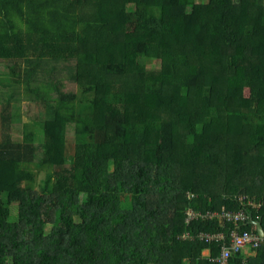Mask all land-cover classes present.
<instances>
[{"label":"trees","instance_id":"trees-1","mask_svg":"<svg viewBox=\"0 0 264 264\" xmlns=\"http://www.w3.org/2000/svg\"><path fill=\"white\" fill-rule=\"evenodd\" d=\"M0 66L43 137L0 94V264H224L217 214L264 230V0H0Z\"/></svg>","mask_w":264,"mask_h":264},{"label":"rangeland","instance_id":"rangeland-1","mask_svg":"<svg viewBox=\"0 0 264 264\" xmlns=\"http://www.w3.org/2000/svg\"><path fill=\"white\" fill-rule=\"evenodd\" d=\"M207 2L208 0H197V2ZM155 63H150L148 65L149 68H153ZM9 83V78L6 69L3 66H0V94H8V92H14L16 94V98L13 102V112L15 114L14 119V137L19 139H26L25 133H31V140H34L37 144L42 142V112L40 109L28 99L27 93L24 91L22 86L17 88H10L9 90H5L3 87L5 84ZM1 95V96H2ZM0 96V99H1ZM67 138L70 142H74V132L69 129L67 133ZM72 144V143H71ZM70 145V144H69ZM73 145V144H72ZM71 146V145H70ZM112 168V166H111ZM44 175L41 176V178ZM52 226L48 227V231H50ZM206 254V253H205Z\"/></svg>","mask_w":264,"mask_h":264},{"label":"built area","instance_id":"built-area-1","mask_svg":"<svg viewBox=\"0 0 264 264\" xmlns=\"http://www.w3.org/2000/svg\"><path fill=\"white\" fill-rule=\"evenodd\" d=\"M249 205H252L256 208L259 207V205L254 204L252 202H248ZM197 217L196 213L193 212V210L188 211V217H187V222L189 223L193 219ZM217 217L222 221V222H227L231 223L235 226V229L230 230V237H229V245L226 246L223 250V255H222V260L224 261V264H226V261H228V258L236 254L238 252H245L246 254H251L249 250V246L251 247H258L263 241L264 237L260 236L257 232V227L254 223L253 229L251 232H243L239 233L238 225L240 223H245V222H252L250 216L247 215L246 212L241 211L239 213H231V212H222L220 214H217ZM254 231H256L254 233ZM207 238L210 239H221L223 238V235L218 234V235H213V236H206Z\"/></svg>","mask_w":264,"mask_h":264},{"label":"water","instance_id":"water-1","mask_svg":"<svg viewBox=\"0 0 264 264\" xmlns=\"http://www.w3.org/2000/svg\"><path fill=\"white\" fill-rule=\"evenodd\" d=\"M257 227V232L260 236L264 237V230L262 229L261 223L259 221H252Z\"/></svg>","mask_w":264,"mask_h":264}]
</instances>
